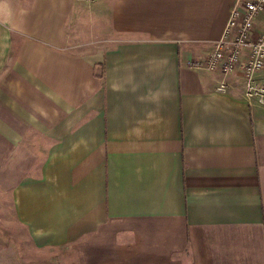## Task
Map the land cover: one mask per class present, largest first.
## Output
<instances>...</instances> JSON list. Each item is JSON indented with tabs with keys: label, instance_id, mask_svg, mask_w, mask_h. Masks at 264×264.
Instances as JSON below:
<instances>
[{
	"label": "crops",
	"instance_id": "1",
	"mask_svg": "<svg viewBox=\"0 0 264 264\" xmlns=\"http://www.w3.org/2000/svg\"><path fill=\"white\" fill-rule=\"evenodd\" d=\"M237 1L0 0V224L78 264H264V106L185 64Z\"/></svg>",
	"mask_w": 264,
	"mask_h": 264
},
{
	"label": "built area",
	"instance_id": "2",
	"mask_svg": "<svg viewBox=\"0 0 264 264\" xmlns=\"http://www.w3.org/2000/svg\"><path fill=\"white\" fill-rule=\"evenodd\" d=\"M89 1V0H80ZM264 0H240L231 6L221 36L203 58L185 61L188 68L218 70L226 74L240 67L242 96L264 106ZM220 82L217 89H223Z\"/></svg>",
	"mask_w": 264,
	"mask_h": 264
},
{
	"label": "rangeland",
	"instance_id": "3",
	"mask_svg": "<svg viewBox=\"0 0 264 264\" xmlns=\"http://www.w3.org/2000/svg\"><path fill=\"white\" fill-rule=\"evenodd\" d=\"M240 73H241V69H240ZM242 85H243V81H242ZM3 216L5 217V220H7V223L0 224V247L1 244L6 246L8 244L13 245V243H15V245H17L19 249L20 248L22 249L21 250V252L23 253L22 259L24 260L25 258L27 264H66L68 262L70 264H78L75 251L65 250L64 248L56 249L53 246L41 247L37 249L34 248V246L30 244V242L28 241L25 230L20 225H15L14 223L8 224L9 223L8 221H10L8 210L6 211V214L3 213ZM74 252L75 254H73Z\"/></svg>",
	"mask_w": 264,
	"mask_h": 264
}]
</instances>
